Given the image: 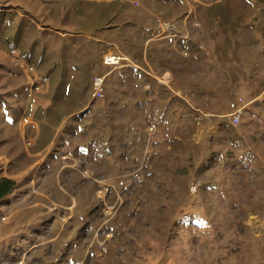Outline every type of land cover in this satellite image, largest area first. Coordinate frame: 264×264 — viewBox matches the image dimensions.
I'll use <instances>...</instances> for the list:
<instances>
[{
	"label": "rangeland",
	"instance_id": "1",
	"mask_svg": "<svg viewBox=\"0 0 264 264\" xmlns=\"http://www.w3.org/2000/svg\"><path fill=\"white\" fill-rule=\"evenodd\" d=\"M0 57V264H264V0H0Z\"/></svg>",
	"mask_w": 264,
	"mask_h": 264
},
{
	"label": "built area",
	"instance_id": "2",
	"mask_svg": "<svg viewBox=\"0 0 264 264\" xmlns=\"http://www.w3.org/2000/svg\"><path fill=\"white\" fill-rule=\"evenodd\" d=\"M131 3H133L134 5H138L140 4L141 0H128ZM166 29L170 32V34H176L173 25H168L166 27ZM10 53H12L13 55H16V57L18 58L17 61H20V63L22 65H24V63L22 62V59L19 55V52L12 47L9 50ZM123 62V57L118 54V53H113V50H111V52L109 51L107 54H105L103 56L102 59V63L108 67H110L109 70H111V67H117L120 66L121 63ZM26 69L27 71L30 70L31 73H33V75L31 76L30 80H31V86L30 88L33 89H37L40 87V82H41V77H39L36 73H34V68L31 65H26ZM108 74V73H107ZM105 73H101V74H96L93 76L92 78V82H93V87L91 90V99L93 98H97L101 95H103V81L105 79V76L107 75ZM247 105V102H244V99L241 96H236L234 99H232L229 102V121L235 125L236 123H238L241 119V116L243 114V111L245 110V106ZM19 123L26 125V124H30L32 123L31 119L29 116H21L19 119ZM148 130L149 131H153V126L150 125L148 126ZM31 142L28 140L27 141V145H30Z\"/></svg>",
	"mask_w": 264,
	"mask_h": 264
},
{
	"label": "trees",
	"instance_id": "3",
	"mask_svg": "<svg viewBox=\"0 0 264 264\" xmlns=\"http://www.w3.org/2000/svg\"><path fill=\"white\" fill-rule=\"evenodd\" d=\"M15 186V181L11 178L0 176V200L7 195Z\"/></svg>",
	"mask_w": 264,
	"mask_h": 264
},
{
	"label": "crops",
	"instance_id": "4",
	"mask_svg": "<svg viewBox=\"0 0 264 264\" xmlns=\"http://www.w3.org/2000/svg\"><path fill=\"white\" fill-rule=\"evenodd\" d=\"M8 4H9V8H11V9H15V7H12V5L9 3V2H7ZM11 6V7H10ZM1 58V57H0ZM1 59H3V58H1ZM0 69L3 71H7L8 69H6L5 70V67H2V66H0ZM1 74V73H0ZM14 113H15V109H12V110H10V116H12V115H14ZM4 116H8V114H4ZM7 125V126H6ZM10 126H9V124H8V118H2V119H0V129L1 130H6L7 128H9ZM5 147H9V145L8 146H6L5 145Z\"/></svg>",
	"mask_w": 264,
	"mask_h": 264
}]
</instances>
